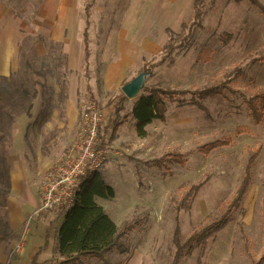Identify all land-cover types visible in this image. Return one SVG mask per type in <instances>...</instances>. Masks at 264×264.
I'll list each match as a JSON object with an SVG mask.
<instances>
[{
    "label": "rangeland",
    "instance_id": "obj_1",
    "mask_svg": "<svg viewBox=\"0 0 264 264\" xmlns=\"http://www.w3.org/2000/svg\"><path fill=\"white\" fill-rule=\"evenodd\" d=\"M33 1L38 0L7 1L23 31L16 39L12 72L4 77L5 91L0 92V158L5 159L4 164L0 159V264H9L17 241L8 227L9 212L32 217L38 231L40 222L46 226L64 211L33 214L39 207L44 172L74 143L84 102L92 101L104 111L100 125L104 127L111 111L107 104L138 79L135 93L118 114L122 125L101 148L106 153L100 172L116 197L96 202L119 228L133 226L121 240L126 252L113 251L108 262L172 264L176 230L183 242L220 216L233 200L251 156V180L230 220L178 264H251L258 259L264 250V120L253 123L240 94L251 97L264 91V15L247 0H206L200 24L189 27L186 43L165 64L144 74L166 55L169 38L173 45L186 35L181 24L191 25L193 0H183L180 10L164 9L166 14L155 22L145 10L149 3L140 8L141 0H96L89 14L87 61L81 33L84 7L91 0L75 1L73 16L80 17L81 26L71 58L62 44L40 36L43 26L31 25L44 13ZM258 1L264 7V0ZM5 20L0 29L8 28V17ZM3 54L0 49V72ZM86 65L90 93L84 83ZM68 67L79 76L82 96L73 123L65 119L64 105L55 107L52 102L54 84L65 86ZM41 83L44 100L33 95ZM142 87L187 92L164 99L165 120L148 125L144 138L137 135L131 116L134 102L144 93ZM211 87L220 93L202 99L191 95ZM215 140H228L229 145L209 154L200 152ZM33 238L41 239L39 232ZM28 243L30 248L36 241ZM79 264L103 263L90 258Z\"/></svg>",
    "mask_w": 264,
    "mask_h": 264
},
{
    "label": "trees",
    "instance_id": "obj_2",
    "mask_svg": "<svg viewBox=\"0 0 264 264\" xmlns=\"http://www.w3.org/2000/svg\"><path fill=\"white\" fill-rule=\"evenodd\" d=\"M96 0H91L84 7V29L82 32V43L85 61L89 58V32L88 26L90 24L89 14L90 9L94 5ZM251 2L261 14L264 15V7L258 0H247ZM206 0H193L192 13L190 15L191 25H187V22L181 24L182 30L186 29L185 36H179L175 43L172 45V41H169L164 47L166 55L160 58L158 62L150 64L148 70L144 69L143 73L147 74L155 66L163 65L165 62L176 53L184 43L186 39L190 37L191 27L199 26L200 21L204 15ZM168 34H171L169 30H166ZM182 40H181V39ZM171 61V60H170ZM85 74V86L86 92L90 93V72L89 67L86 65L84 69ZM3 84L0 85V92L5 91V83L7 78H2ZM59 96L65 95V86L59 85ZM223 88H225L223 86ZM142 93L136 102L132 106L131 116L135 121V131L140 138H144L147 135L146 127L153 121H164L166 108L164 99L172 100L174 96L185 95L187 92H178L162 89L159 87H142ZM220 90L211 87L202 91L191 93L193 97L200 99L210 97L214 94H219ZM243 104L245 105L248 114L252 118L254 124H260L264 120V91L259 92L251 97H247L240 94ZM127 97L124 94H120L117 99L107 104L110 108V112L107 117V123L104 127H100L98 130L99 135V147L103 146L110 141L118 128L122 123L117 121L118 114L123 108L124 102ZM1 140V138H0ZM229 145L228 140H215L209 144L200 147V152L203 154H209L211 151L225 147ZM1 164L5 163L3 156L0 158ZM254 156L249 157L248 163L245 167V175L241 181L238 189L236 190L233 200L225 207V211L217 218L212 220L210 224L202 227L196 232H193L188 239L183 242L180 241L178 230L173 235L174 256L173 263L178 264L185 256H188L197 246H204L206 239L218 230L223 228L230 220V212L235 209L237 204L242 200L246 193L250 178V166ZM115 198V191L110 187L102 178L100 171H94L87 173L82 177L79 193L69 209L61 211L56 218L50 221L45 226L44 245L38 249V251L31 258L30 264H37V258L42 251H44L49 241L52 238V233H56L58 254L66 260L67 264L82 263L83 260L95 258L103 264H110L107 260V255L113 251H118L120 255H123L128 247L122 244L121 240L127 234L131 228L132 223H126L122 228H119L108 216L103 207L97 204L96 199L113 200ZM60 218V219H59ZM61 220L58 228L55 226V222ZM47 261L41 264H46ZM121 264V263H119ZM251 264H264V250L258 259L252 260Z\"/></svg>",
    "mask_w": 264,
    "mask_h": 264
},
{
    "label": "crops",
    "instance_id": "obj_3",
    "mask_svg": "<svg viewBox=\"0 0 264 264\" xmlns=\"http://www.w3.org/2000/svg\"><path fill=\"white\" fill-rule=\"evenodd\" d=\"M7 1L8 0H0V25L6 22L5 19L7 17L9 23L7 25L8 28L0 29V43H4V46H2L0 49L3 51V56L5 58V63H3L2 66L3 71L0 72L1 77H8L12 72V59L15 56L17 44L16 39L17 36L21 34L20 32L23 31V27H21L22 25L19 24V22H21L19 18L15 14L13 15L10 13L11 7ZM75 1L76 0L33 1V3H36L38 10H43L44 13L43 17L38 14V16H36L34 19L35 21L32 20L30 22L33 27L36 25L43 26L41 27L43 28L42 32H39L40 36L50 42L62 44L63 50L69 58H71L70 53L72 50L74 52V48L79 45V41L77 42L76 38L80 34L81 25L78 22L80 17L74 18L73 16ZM147 3H149V5L148 8L145 9L146 13L154 22L156 21L158 15V17L162 16L163 18L164 14H166V12H163L164 9L180 10L183 6V0H147V2L145 0H141L140 8H144L142 5ZM40 12L42 13V11ZM39 18H42L44 23H41V21L38 22ZM44 27L49 29L46 30ZM67 71L68 77L67 81L65 82V95L62 97L59 96V83L55 82L54 89H52V102L55 107H57V104H63L65 111L63 109L62 113L65 112V119L68 122L71 121L73 123L75 120H77L79 106L82 105V96H80L79 76L76 75L75 71L70 67L67 68ZM51 86H53V84ZM44 92L45 86L44 83H41L38 85V89L36 92L34 91L33 95H35L34 97H39L44 100L45 98L42 97ZM56 109L57 108H54V111ZM107 214L110 216V218H112L109 212ZM26 219L27 218L25 215L21 216L19 213L13 212L8 213V227L11 230V234L14 235V240L17 237V241L14 243L15 247L13 248V254L9 258V264H30L31 258L38 251V249L43 246L42 239H44L45 235V226H43L40 222L39 225H41L42 228L40 227L41 229L36 231V224L32 221V217H30V220ZM112 219L115 222L114 218ZM61 220L58 221L56 228L59 227ZM36 232H39L41 239L33 238ZM30 240H35L36 244H33L30 248H28V242H30ZM44 261H47L46 264H67L66 260L58 254L56 233L54 238L50 240L47 248L42 251L37 258V264H41Z\"/></svg>",
    "mask_w": 264,
    "mask_h": 264
},
{
    "label": "built area",
    "instance_id": "obj_4",
    "mask_svg": "<svg viewBox=\"0 0 264 264\" xmlns=\"http://www.w3.org/2000/svg\"><path fill=\"white\" fill-rule=\"evenodd\" d=\"M82 106L79 131L69 153L44 172L35 216L69 209L79 193L82 177L102 170L106 151L99 148L98 130L104 122V111L92 101H86Z\"/></svg>",
    "mask_w": 264,
    "mask_h": 264
},
{
    "label": "water",
    "instance_id": "obj_5",
    "mask_svg": "<svg viewBox=\"0 0 264 264\" xmlns=\"http://www.w3.org/2000/svg\"><path fill=\"white\" fill-rule=\"evenodd\" d=\"M139 85V79L136 81H133L129 84H127L124 88H123V94L128 97L131 96L133 93H135L137 87Z\"/></svg>",
    "mask_w": 264,
    "mask_h": 264
}]
</instances>
